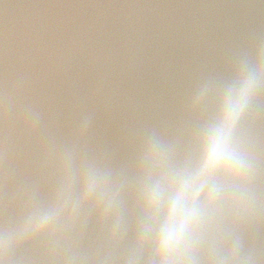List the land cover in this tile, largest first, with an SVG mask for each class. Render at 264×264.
Listing matches in <instances>:
<instances>
[{
	"label": "water",
	"instance_id": "1",
	"mask_svg": "<svg viewBox=\"0 0 264 264\" xmlns=\"http://www.w3.org/2000/svg\"><path fill=\"white\" fill-rule=\"evenodd\" d=\"M255 82L240 176L172 198ZM0 264H264V0H0Z\"/></svg>",
	"mask_w": 264,
	"mask_h": 264
},
{
	"label": "clouds",
	"instance_id": "2",
	"mask_svg": "<svg viewBox=\"0 0 264 264\" xmlns=\"http://www.w3.org/2000/svg\"><path fill=\"white\" fill-rule=\"evenodd\" d=\"M254 87L253 79L242 80L222 101L217 122L208 132L198 170L184 182L181 191L170 202L159 245L165 254L177 251L185 244L189 226L195 220L194 202L188 201V193H198L199 186L217 174L233 178L240 176L243 162L233 147V135Z\"/></svg>",
	"mask_w": 264,
	"mask_h": 264
}]
</instances>
